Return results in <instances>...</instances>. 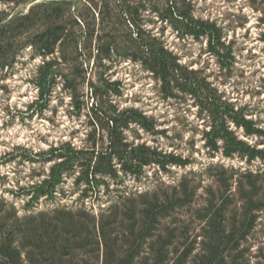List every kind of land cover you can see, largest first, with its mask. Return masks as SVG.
<instances>
[{
  "label": "rangeland",
  "instance_id": "1",
  "mask_svg": "<svg viewBox=\"0 0 264 264\" xmlns=\"http://www.w3.org/2000/svg\"><path fill=\"white\" fill-rule=\"evenodd\" d=\"M62 1L0 63V264H264V0Z\"/></svg>",
  "mask_w": 264,
  "mask_h": 264
},
{
  "label": "trees",
  "instance_id": "2",
  "mask_svg": "<svg viewBox=\"0 0 264 264\" xmlns=\"http://www.w3.org/2000/svg\"><path fill=\"white\" fill-rule=\"evenodd\" d=\"M46 1L47 2H43L38 6L31 5L26 12L18 11L10 15L5 12L0 13V63L6 61L10 56H15L16 52L21 51L26 45H30L31 49H38L43 52L53 51L58 42V47L62 46V43L68 36L66 34L67 32L59 26L63 1ZM148 51L150 54H153L152 51ZM159 60L162 61V59ZM162 66L166 67V63L163 62ZM165 70L167 74L168 70ZM162 78L165 79V81L168 80L166 75ZM139 120H141V117L132 116V119L129 117L123 118L122 114L119 113L110 117L109 122L112 124V127L109 130L108 143L106 147L101 146L97 152L93 150V156L95 155L96 159L99 161L111 159V157H117V159L124 161H127V159L132 161L138 158L136 159L138 163L142 160L145 161L146 159L141 155H143L147 149L139 146L134 148L131 147L128 150L127 146L121 143V133L118 132L119 122L127 123L128 121H135L140 123ZM52 151L56 152V150ZM133 167L136 168L137 165L134 164ZM93 173L94 172H92V175Z\"/></svg>",
  "mask_w": 264,
  "mask_h": 264
}]
</instances>
